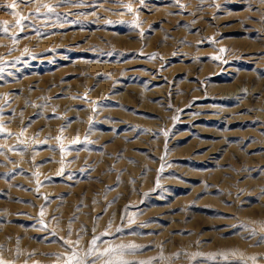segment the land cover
Instances as JSON below:
<instances>
[{"label": "rangeland", "instance_id": "374dc122", "mask_svg": "<svg viewBox=\"0 0 264 264\" xmlns=\"http://www.w3.org/2000/svg\"><path fill=\"white\" fill-rule=\"evenodd\" d=\"M0 264H264V2L0 0Z\"/></svg>", "mask_w": 264, "mask_h": 264}, {"label": "snow or ice", "instance_id": "6c2138e0", "mask_svg": "<svg viewBox=\"0 0 264 264\" xmlns=\"http://www.w3.org/2000/svg\"><path fill=\"white\" fill-rule=\"evenodd\" d=\"M262 2H264V0H262Z\"/></svg>", "mask_w": 264, "mask_h": 264}]
</instances>
